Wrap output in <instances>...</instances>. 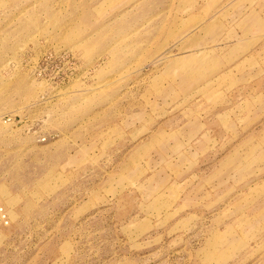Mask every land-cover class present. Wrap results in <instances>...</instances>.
<instances>
[{"label":"rangeland","instance_id":"374dc122","mask_svg":"<svg viewBox=\"0 0 264 264\" xmlns=\"http://www.w3.org/2000/svg\"><path fill=\"white\" fill-rule=\"evenodd\" d=\"M0 264H264V0H0Z\"/></svg>","mask_w":264,"mask_h":264}]
</instances>
